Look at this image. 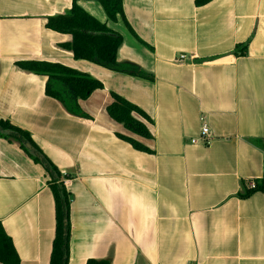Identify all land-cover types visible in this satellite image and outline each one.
Segmentation results:
<instances>
[{"label": "crops", "instance_id": "0c3cea01", "mask_svg": "<svg viewBox=\"0 0 264 264\" xmlns=\"http://www.w3.org/2000/svg\"><path fill=\"white\" fill-rule=\"evenodd\" d=\"M130 29L97 0H0V119L26 131L70 194L69 264H264V0H122ZM74 2L120 34L118 62L151 80L75 60L72 37L47 28ZM237 54V55H236ZM185 56L180 61L178 57ZM59 64L103 85L68 113L48 77L20 63ZM117 94L152 135L107 113ZM203 126L212 134L198 139ZM123 135L152 151L135 150ZM49 175L0 139V224L21 264H50L56 211Z\"/></svg>", "mask_w": 264, "mask_h": 264}, {"label": "trees", "instance_id": "16d2710c", "mask_svg": "<svg viewBox=\"0 0 264 264\" xmlns=\"http://www.w3.org/2000/svg\"><path fill=\"white\" fill-rule=\"evenodd\" d=\"M97 1L102 6L109 21L115 23L120 17L130 29L124 14L122 0ZM212 1L195 0V4L197 7H204ZM47 28L72 37L71 42L62 47L70 51L75 60L87 61L113 72L151 80V76L141 71L138 67L118 62V52L123 44L122 36L111 30L106 24H102L88 15L76 2H74L68 14L48 19ZM19 67L36 75L48 77L46 95L59 101L68 113L76 117H87L80 108L79 102L87 100L94 92L104 88L99 81L59 64L27 62L20 63ZM111 98L112 103L107 107V113L110 118L116 123L123 125L130 133L143 139L151 140L152 135L147 126L138 119L141 118L151 124L152 121L148 115L117 94L112 93ZM118 137L129 143L137 151L152 153L150 149L134 139L123 135H118ZM0 139L10 143H17L36 164L41 165L48 173V185L54 197L56 211V230L50 264H69L71 199L65 182L70 177L63 175L58 170L35 144L29 133L3 119H0ZM27 145H30L32 150H29ZM242 185L245 189L244 195H241L242 198L250 197L257 192L264 193V177L261 181H255L256 187L254 189H248L246 182H243ZM0 264H21L13 242L1 224ZM86 264L111 263L108 260L91 259Z\"/></svg>", "mask_w": 264, "mask_h": 264}, {"label": "built area", "instance_id": "2783aa9c", "mask_svg": "<svg viewBox=\"0 0 264 264\" xmlns=\"http://www.w3.org/2000/svg\"><path fill=\"white\" fill-rule=\"evenodd\" d=\"M178 59L180 61H183V60H185V56L184 55H180L178 57ZM211 139H212V134H211L210 129L207 126H203L202 129H201L199 138L198 139H193L191 141V144L192 145H196L199 142H201L203 144H208L211 141ZM263 177H264V171H263ZM248 186H249V189H254L256 187L255 181H250L248 183Z\"/></svg>", "mask_w": 264, "mask_h": 264}, {"label": "water", "instance_id": "95a60500", "mask_svg": "<svg viewBox=\"0 0 264 264\" xmlns=\"http://www.w3.org/2000/svg\"><path fill=\"white\" fill-rule=\"evenodd\" d=\"M27 148H28L29 150H32V148H31V146H30V145H27Z\"/></svg>", "mask_w": 264, "mask_h": 264}]
</instances>
